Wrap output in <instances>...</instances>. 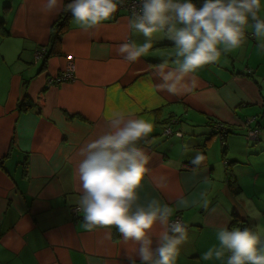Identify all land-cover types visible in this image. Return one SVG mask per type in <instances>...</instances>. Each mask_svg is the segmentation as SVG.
I'll return each mask as SVG.
<instances>
[{"label":"crops","instance_id":"0c3cea01","mask_svg":"<svg viewBox=\"0 0 264 264\" xmlns=\"http://www.w3.org/2000/svg\"><path fill=\"white\" fill-rule=\"evenodd\" d=\"M63 7L0 0V264H130L135 243L115 226L85 229L72 211L82 192L81 149L107 130L114 110L154 124L138 141L150 159L137 191L141 203H167L170 221L187 227L176 264H226L227 253L203 259L218 245V227L264 229V48L252 29L239 48L190 74L198 82L190 93L174 95L154 87L158 63L174 56L165 34H153L137 62L118 52L126 40L146 39L130 29L125 9L87 29L69 17L56 51L37 58L50 49ZM69 62L74 80L48 86ZM197 152L205 159L194 166Z\"/></svg>","mask_w":264,"mask_h":264},{"label":"clouds","instance_id":"9594fccd","mask_svg":"<svg viewBox=\"0 0 264 264\" xmlns=\"http://www.w3.org/2000/svg\"><path fill=\"white\" fill-rule=\"evenodd\" d=\"M49 11H70L85 29L109 20L127 0H44ZM139 11L129 19V27L143 34V42L126 40L118 52L137 62L149 53L153 34L163 33L174 44L171 63L165 59L155 69L154 87L174 95L190 93L198 84L194 74L205 64L218 61L223 53L239 48L251 28L264 48V0H138ZM151 120L133 117L121 110L107 117V130L82 149L78 164L82 192L77 209L87 230L111 226L125 242L137 245L130 264H176L180 246L188 240L187 227L171 220L173 208L159 199L140 202L141 185L149 155L138 141L153 131ZM205 159L197 152L191 164ZM159 224L155 234L152 229ZM218 245L203 253V259L225 257L226 264H264V241L249 227L222 225L216 230Z\"/></svg>","mask_w":264,"mask_h":264},{"label":"built area","instance_id":"2783aa9c","mask_svg":"<svg viewBox=\"0 0 264 264\" xmlns=\"http://www.w3.org/2000/svg\"><path fill=\"white\" fill-rule=\"evenodd\" d=\"M139 3L138 0H127V3L123 6L118 7L117 11L113 14L115 15L116 13H118L119 10L125 9L130 13V16H133L134 13H137L139 11ZM45 55V50L41 49V51H38L36 53V57L40 58L42 56ZM74 65L72 62H69L67 64L66 69L58 76H56L55 78L52 77L48 80V85H52V84H60L62 82H66V81H72L74 80ZM252 120H247L246 125L251 124ZM221 127L219 126V124L216 127V130H220ZM165 135H171L172 132L171 130L168 128L165 130L164 132ZM176 136H181V134L179 132L175 133ZM258 137V131L257 130H251L248 132V136L247 139L248 140H255ZM73 214L77 215L78 214V209L77 207L72 209ZM175 220H179L178 218H176ZM180 221V220H179Z\"/></svg>","mask_w":264,"mask_h":264},{"label":"trees","instance_id":"16d2710c","mask_svg":"<svg viewBox=\"0 0 264 264\" xmlns=\"http://www.w3.org/2000/svg\"><path fill=\"white\" fill-rule=\"evenodd\" d=\"M72 16V13L70 11H62L60 17L58 18V20L53 24L52 26V33H51V38H50V42H49V47L50 49L48 51L45 52V60L56 51V46L59 43L60 39H61V35H62V31H61V27L63 25H66L69 17ZM26 103L25 101H22L19 108L21 110H27L26 108ZM27 108H32V106L27 107Z\"/></svg>","mask_w":264,"mask_h":264},{"label":"rangeland","instance_id":"374dc122","mask_svg":"<svg viewBox=\"0 0 264 264\" xmlns=\"http://www.w3.org/2000/svg\"><path fill=\"white\" fill-rule=\"evenodd\" d=\"M52 85H57V84H52ZM52 85H50V86H52ZM262 225H264V219L262 221ZM254 231L257 232L258 234H260L261 235V239L264 240V229H257V230H254Z\"/></svg>","mask_w":264,"mask_h":264},{"label":"water","instance_id":"95a60500","mask_svg":"<svg viewBox=\"0 0 264 264\" xmlns=\"http://www.w3.org/2000/svg\"><path fill=\"white\" fill-rule=\"evenodd\" d=\"M33 112H34V113H38V110H37V109H34Z\"/></svg>","mask_w":264,"mask_h":264}]
</instances>
